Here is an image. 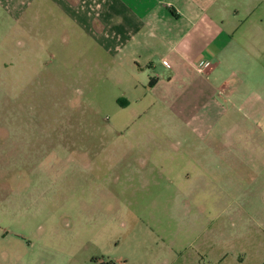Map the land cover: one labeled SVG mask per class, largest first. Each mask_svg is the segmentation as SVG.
<instances>
[{
	"label": "rangeland",
	"instance_id": "1",
	"mask_svg": "<svg viewBox=\"0 0 264 264\" xmlns=\"http://www.w3.org/2000/svg\"><path fill=\"white\" fill-rule=\"evenodd\" d=\"M24 27L0 15V264H155L167 250L182 264L203 245L208 264H264V137L219 92L166 104L146 75L136 88L87 46ZM253 84L263 70L239 73L242 93Z\"/></svg>",
	"mask_w": 264,
	"mask_h": 264
},
{
	"label": "crops",
	"instance_id": "2",
	"mask_svg": "<svg viewBox=\"0 0 264 264\" xmlns=\"http://www.w3.org/2000/svg\"><path fill=\"white\" fill-rule=\"evenodd\" d=\"M261 3L260 0H0V15L24 25L22 32L64 37L68 42L65 48L72 43L71 52L81 53L87 46L91 55L106 59L110 72L128 74L129 78H124L136 81V88L138 84L146 88L147 83L141 78L146 75L154 83L150 87L151 96L166 104H176L187 95V90L196 86L219 92L222 101L239 113V128L251 133L252 142L259 147L264 137V86L257 92L253 84L242 93L239 73L255 69L264 72L256 60L264 51V3ZM260 11L261 16L257 14ZM164 61L169 62L170 68ZM204 61L211 65L200 72L198 67ZM224 70L230 74L228 78L221 76ZM137 94L142 96L135 98L137 103L148 97L147 93ZM124 97L130 99L127 94ZM189 246L196 248V241ZM199 247L201 251L182 264H208L211 253L205 245ZM171 251L173 260L166 257L167 250L155 258V264L163 261L180 264L183 259L180 250ZM142 259L134 263L145 264ZM213 259L210 264H218L217 257Z\"/></svg>",
	"mask_w": 264,
	"mask_h": 264
},
{
	"label": "built area",
	"instance_id": "3",
	"mask_svg": "<svg viewBox=\"0 0 264 264\" xmlns=\"http://www.w3.org/2000/svg\"><path fill=\"white\" fill-rule=\"evenodd\" d=\"M164 65H166L167 67L170 68V64H169V62L164 61ZM210 65H211L210 62H208V61H204V62H202V63L199 65L198 69H199L200 72H204V71H205Z\"/></svg>",
	"mask_w": 264,
	"mask_h": 264
},
{
	"label": "trees",
	"instance_id": "4",
	"mask_svg": "<svg viewBox=\"0 0 264 264\" xmlns=\"http://www.w3.org/2000/svg\"><path fill=\"white\" fill-rule=\"evenodd\" d=\"M96 263H98V261H96ZM100 264H114V263H112V262H109V263L102 262Z\"/></svg>",
	"mask_w": 264,
	"mask_h": 264
}]
</instances>
